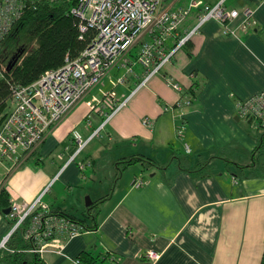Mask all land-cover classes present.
<instances>
[{"label": "crops", "instance_id": "0c3cea01", "mask_svg": "<svg viewBox=\"0 0 264 264\" xmlns=\"http://www.w3.org/2000/svg\"><path fill=\"white\" fill-rule=\"evenodd\" d=\"M161 1L158 12H175L188 7L191 0ZM203 1L212 5L223 0ZM224 1L229 10L253 9L256 25L243 32L238 28L242 20L236 19L231 27L238 28V34L225 36L222 25L212 20L177 53L172 63L134 95L132 91L143 79L144 70L137 64L124 67L123 59L22 166L0 160V189L8 191L12 202L33 203L49 189L42 198L48 207L76 218L74 212L80 211L83 218L88 207L80 209L76 190H84L90 183L96 186L93 192L97 199H91L93 203L107 198L95 219L96 229L84 231L68 243L46 248V264H71L85 252L95 258L108 257L109 261L112 257L117 264H150L146 252L154 250L162 253L154 264H261L264 176H240L218 157L215 171L201 177L199 172L180 170L178 160H171L173 153L188 154L185 145L184 155L175 148L179 145L175 135L183 125L185 135L180 137L191 138V143L186 144L191 151L189 157L209 152L211 158H216L235 141L247 154L253 151L254 145L247 146L242 137L227 144L221 137L217 141L210 135L234 128V120L240 122L235 99L247 100L264 89V0ZM198 15V11L189 15L176 36L169 38L167 50L197 25ZM145 41H150V37L146 35ZM140 48H134L128 59L134 62ZM128 69L133 72L128 74ZM123 74H127L126 83L114 87L111 82ZM170 83L179 85L183 92L175 91ZM113 91L116 98L102 102L104 113L90 109L93 98L102 101L103 93ZM188 98L191 106L176 107ZM125 101V107L106 122V113ZM148 117L151 127L142 122ZM170 117L172 136L156 138L157 125ZM102 126L100 134L92 137ZM104 131L108 132L102 137ZM75 132L89 144L70 162L78 150ZM180 141L183 144L184 139ZM161 150L170 155L168 161L159 160ZM138 154L169 165L162 170L140 163L130 166L113 184L116 161ZM106 159L113 170L111 176L104 174ZM82 163L88 167L81 168ZM100 186L108 188L104 192ZM12 226L7 215L0 213V243ZM58 246H64L63 256L58 253Z\"/></svg>", "mask_w": 264, "mask_h": 264}, {"label": "built area", "instance_id": "2783aa9c", "mask_svg": "<svg viewBox=\"0 0 264 264\" xmlns=\"http://www.w3.org/2000/svg\"><path fill=\"white\" fill-rule=\"evenodd\" d=\"M23 1L26 0H0V45L22 15ZM224 2L223 0L206 5L203 0H191L184 9L158 12L162 6L161 0H78L71 13L80 18V38L84 39V35L92 33L93 39L76 59L67 57L63 67L46 71L31 85L12 86L9 112L0 121V160L12 166H22L42 146L53 129L64 121L92 90L99 87L102 80L108 77L113 69L118 68L123 59L124 67L137 64L144 70L143 79L132 91L134 95L136 91L146 87L165 66L172 63L177 53L212 20L222 25L225 36L236 37L238 28L247 32L256 25L253 9L246 8L243 12L229 10ZM194 11L199 12L197 25L186 33L187 35L179 37L174 47L167 50L169 38L176 36L179 27ZM236 19L242 21L239 27L234 29L231 25ZM146 35L150 37V41H145ZM138 46L141 48L134 56L133 62L127 55ZM127 71L128 74L133 72L132 69ZM126 78L127 74H123L111 83L114 87L124 85ZM170 84L175 91L183 92L179 85ZM103 95L102 101L95 97L90 102L92 111L104 113V99L114 100L117 96L114 91ZM126 103L127 101L122 102L115 106L111 113H106V122L124 108ZM236 104L240 118L253 122L257 128L264 131V89L247 100L236 99ZM191 105V98H188L183 102L179 101L176 107L182 109ZM142 122L146 127L152 126L149 117L144 118ZM103 126L95 131L92 137L99 135ZM184 129L183 125L179 130L180 134H183ZM74 139L78 142V150L70 162L89 144V141L82 140L77 132L74 133ZM185 148L190 154V148L186 144ZM81 168L85 166L82 165ZM140 184L141 182H138L136 185ZM46 192L33 203H12L7 217L13 226L0 243V257L11 253L9 242L20 230L24 231L26 241L33 246L29 252L40 255L43 259L47 253L46 248L62 242L68 243L85 233V229L77 221L56 214L43 202L42 198ZM63 250L64 246H58L61 256ZM146 253L145 257L150 264L162 258V253L155 250ZM109 262L117 264L112 257ZM71 264L82 263L74 258Z\"/></svg>", "mask_w": 264, "mask_h": 264}, {"label": "trees", "instance_id": "16d2710c", "mask_svg": "<svg viewBox=\"0 0 264 264\" xmlns=\"http://www.w3.org/2000/svg\"><path fill=\"white\" fill-rule=\"evenodd\" d=\"M78 0H26L23 1V13L16 21L11 31L1 41L0 45V121L8 112L12 86H28L40 79L46 71L59 69L66 64V58L76 59L88 48L93 34L84 35L81 39L80 18L73 16L71 11ZM189 44H187L188 46ZM252 124L253 122H248ZM254 124V123H253ZM257 147L252 152V160L247 165H239L232 158H221L226 162V167L235 169L240 176L254 178L264 176V131L257 128ZM173 153L171 160H178L180 170L199 172L201 177H206L214 172L216 158L203 157L196 154L189 157ZM220 158V157H219ZM143 164L146 167L165 169L169 163H159L143 155L129 156L116 161V184L122 172L130 166ZM83 166L88 167L86 163ZM82 165H80L82 167ZM107 198L95 201L85 209L83 218H76L69 214L52 209L58 215H63L72 221H77L85 231L96 229V217L100 206ZM12 201L7 190L0 189V213L11 208ZM3 214V213H2ZM11 253L0 257V264H46L40 256L30 253L33 247L25 239L24 231H17L9 242ZM82 264H105L108 257H93L88 252L77 257ZM261 264H264V254Z\"/></svg>", "mask_w": 264, "mask_h": 264}, {"label": "rangeland", "instance_id": "374dc122", "mask_svg": "<svg viewBox=\"0 0 264 264\" xmlns=\"http://www.w3.org/2000/svg\"><path fill=\"white\" fill-rule=\"evenodd\" d=\"M8 109H9V107H8ZM8 112H9V110H8ZM171 118L172 117L167 118V119L165 118V119H162L160 121V123L157 125V129H156V138H158V139L163 138L167 134H169V135H167L166 137H171L172 136V131L174 129H173V126H172V119ZM181 121L182 120H179V123ZM233 123H235V127L234 128H229V129L225 128L223 132L217 133L215 135H214V133H212V135H210L211 138H215L216 137L217 139L216 138L215 139L218 141L219 137H221V139L225 140V142L227 144H229V142L231 143L232 140H235V137H236L237 140H238L237 137H242L244 139V141H245L247 146L252 147V144L254 145V147L252 149V150H254L258 146L257 142H256L257 141V134H256V130H255V128H256L255 124L247 123L246 121H244V119H241L239 123H237L234 120ZM108 131L111 132L110 127L108 128ZM108 131H104L101 136L103 137V136L107 135ZM180 135H185V133L183 132V134H180V132H178V134L175 135V137L177 136L178 140H179V145L175 146V148L178 149L179 152H182V155H184L183 153L185 152V149L183 148V146L185 144L189 145V143H191V138H188V140H186L185 137L182 136L183 138H181ZM183 139H184V141H183V144H182V142L180 140H183ZM235 142L237 143V141H235ZM235 142L231 143L232 147H230L229 149L225 150L223 153L218 154L219 157L232 158L233 160H238V162H240V163H248V162L250 163L251 160H252V157H251L252 153L250 155L247 154V152L243 148H240V146H238V143L236 145ZM93 148H94V146H93ZM87 153H88V150L84 152V154H87ZM200 153H203L202 155L205 158L210 157V153L209 152H200ZM158 157H159L160 161L161 160L168 161V159L170 158V155H167L166 152L161 150V151H159V156ZM103 164H104V167H103L104 168V174H106V175L109 174V176H111L112 175L111 173H113V170H112V167L110 166V164L107 163V159L103 162ZM91 185L92 184L89 183V187L85 186L86 188L84 190H80L81 192L79 190H76L77 191L76 197L80 198V201H81V205H80L81 206L80 207L81 210H84V207H85L86 202H87V198H91L93 201H94V199H97L96 195H95V191L93 192V190L96 188V186H93V185L91 186ZM98 188L100 189V191H104L105 192V189H107L108 187L100 186ZM85 193H87V194H85ZM74 214L78 218H82L80 211L79 212H74ZM44 257H46L47 260H49L48 255L45 254Z\"/></svg>", "mask_w": 264, "mask_h": 264}, {"label": "water", "instance_id": "95a60500", "mask_svg": "<svg viewBox=\"0 0 264 264\" xmlns=\"http://www.w3.org/2000/svg\"><path fill=\"white\" fill-rule=\"evenodd\" d=\"M236 120L238 121V118H236ZM92 204H93V202H92L91 198H87L86 207L89 208ZM2 213L5 215H9L10 214V208L4 210V212H2Z\"/></svg>", "mask_w": 264, "mask_h": 264}]
</instances>
